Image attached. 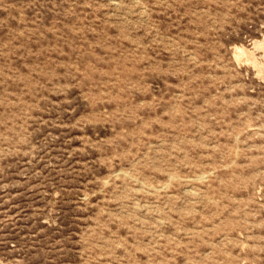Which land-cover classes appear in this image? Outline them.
Wrapping results in <instances>:
<instances>
[{
  "label": "rangeland",
  "instance_id": "1",
  "mask_svg": "<svg viewBox=\"0 0 264 264\" xmlns=\"http://www.w3.org/2000/svg\"><path fill=\"white\" fill-rule=\"evenodd\" d=\"M0 264H264V0H0Z\"/></svg>",
  "mask_w": 264,
  "mask_h": 264
},
{
  "label": "bare ground",
  "instance_id": "2",
  "mask_svg": "<svg viewBox=\"0 0 264 264\" xmlns=\"http://www.w3.org/2000/svg\"><path fill=\"white\" fill-rule=\"evenodd\" d=\"M258 41V40H257ZM256 47V46H255ZM242 49V48H241ZM241 51V50H240ZM243 51V50H242ZM246 52V51H245ZM251 52V51H250ZM253 52V51H252ZM254 54V53H253ZM246 55V54H245ZM250 55V54H249ZM254 56V55H253ZM252 55H250L251 59H254ZM248 58V57H247ZM250 59V58H249ZM255 60V59H254ZM253 61V60H252ZM251 61V62H252ZM256 64V62H254Z\"/></svg>",
  "mask_w": 264,
  "mask_h": 264
}]
</instances>
